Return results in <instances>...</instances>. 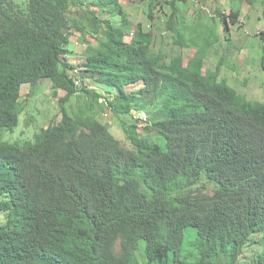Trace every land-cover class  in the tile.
<instances>
[{
    "label": "trees",
    "instance_id": "16d2710c",
    "mask_svg": "<svg viewBox=\"0 0 264 264\" xmlns=\"http://www.w3.org/2000/svg\"><path fill=\"white\" fill-rule=\"evenodd\" d=\"M144 1L150 27L121 0H0V264H264V134L225 109L244 97L216 80L217 29L190 22L187 0ZM229 1L215 16L231 40L255 0ZM156 11L179 51L156 48ZM76 32L86 57L71 74ZM208 56L219 64L201 74ZM45 79L60 119L8 138L23 85Z\"/></svg>",
    "mask_w": 264,
    "mask_h": 264
},
{
    "label": "rangeland",
    "instance_id": "374dc122",
    "mask_svg": "<svg viewBox=\"0 0 264 264\" xmlns=\"http://www.w3.org/2000/svg\"><path fill=\"white\" fill-rule=\"evenodd\" d=\"M189 3V21L192 22L197 14H201L202 18L210 21L212 26H215L217 33L220 37V44L216 46L219 50L216 51L219 54H225L223 70L241 72V67L239 63L246 64V68L249 72L244 71L248 75L251 82V90L257 94L262 95L264 93V66L262 64L261 58L264 56V39H262L258 34L260 30H264V0H255L252 4L245 2L242 6V12L239 18V24L242 27L239 28V24H231V40L226 37V30H224V25L218 14L215 16V10H221L225 13H229L230 1L229 0H187ZM125 5L127 11L130 13L131 19L136 23L143 22L147 27H150V19H148L147 12L149 11V2L144 0H121ZM184 5V4H181ZM170 7L164 8L163 12H170ZM163 12L156 11L155 24L153 30L157 35L156 48L166 47L172 49V51H179V47H175L170 38L166 36L159 37L161 30L166 32L165 27H161L165 24L166 17ZM88 39L93 41V38L88 36ZM127 40L131 37L127 35ZM70 59L73 61L74 65H79L82 63V58L86 57V43L80 38L79 33H74L71 36V42L69 45ZM213 48V47H212ZM183 56L189 58L193 54V50L189 48H184L182 50ZM212 57L206 59L205 66H209V62ZM213 60V59H212ZM77 69H84V67L79 65L76 69L70 70L71 74H74ZM254 71L253 73L250 72ZM83 72H79L82 74ZM81 78V77H80ZM85 80V78H81ZM86 82L91 83L89 77L86 78ZM93 85V84H92ZM142 84H135L134 88H140ZM94 87V86H93ZM59 97L65 95V90H59ZM57 98H55V89L48 79L42 80L39 88H36L32 93L31 86L29 84H24L22 87V100L24 101L25 107L21 114L20 124L18 129L8 134V138L13 139L19 137L24 138L26 136H33L35 134V125H40V129L47 127L51 122L52 118L56 116L60 119L61 115L59 113V107L57 103ZM78 100L77 94L72 97L70 103L71 105H76ZM98 118L102 122L109 123L111 130L114 134L125 143L127 138L115 122L114 118L111 117V113L106 111L98 115ZM26 122V123H25ZM23 124V125H22ZM31 125H34L31 126Z\"/></svg>",
    "mask_w": 264,
    "mask_h": 264
},
{
    "label": "clouds",
    "instance_id": "9594fccd",
    "mask_svg": "<svg viewBox=\"0 0 264 264\" xmlns=\"http://www.w3.org/2000/svg\"><path fill=\"white\" fill-rule=\"evenodd\" d=\"M191 49L193 50L192 54L194 55L196 49L189 48L190 51ZM192 56L187 58L186 61H188ZM208 58H210V56L206 57L203 61V64L201 66V74H206L208 68H213L215 67V65L218 66L219 64V58L215 60L212 57L213 60L211 59V61L209 62V66H205L206 59ZM238 65L241 67V72H237L236 70L228 71L222 69L221 75L216 79L217 81L226 79L227 83L244 97V100L241 102L242 106L239 110L235 109V104L230 107L224 108L234 119L239 120L245 124L255 125L256 128L264 134V93L262 95H257L251 90L252 81H250L248 75L244 73V71L249 72L246 69L248 67H246V64L243 63H239ZM250 72L253 73L254 71L250 70ZM141 117L145 118L146 113L142 112ZM261 150V152L264 154V142L262 144Z\"/></svg>",
    "mask_w": 264,
    "mask_h": 264
},
{
    "label": "bare ground",
    "instance_id": "6f19581e",
    "mask_svg": "<svg viewBox=\"0 0 264 264\" xmlns=\"http://www.w3.org/2000/svg\"><path fill=\"white\" fill-rule=\"evenodd\" d=\"M25 123H26V122H25ZM22 125H23V124H22ZM70 129H71V128H70ZM70 129H69V130H70ZM82 138H83V137H82ZM78 139H79V138H78Z\"/></svg>",
    "mask_w": 264,
    "mask_h": 264
}]
</instances>
